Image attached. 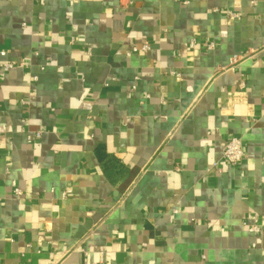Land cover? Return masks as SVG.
<instances>
[{
    "label": "crops",
    "instance_id": "obj_1",
    "mask_svg": "<svg viewBox=\"0 0 264 264\" xmlns=\"http://www.w3.org/2000/svg\"><path fill=\"white\" fill-rule=\"evenodd\" d=\"M122 2L0 0V264H264V0Z\"/></svg>",
    "mask_w": 264,
    "mask_h": 264
},
{
    "label": "built area",
    "instance_id": "obj_2",
    "mask_svg": "<svg viewBox=\"0 0 264 264\" xmlns=\"http://www.w3.org/2000/svg\"><path fill=\"white\" fill-rule=\"evenodd\" d=\"M77 1V0H72ZM124 6H129L132 4L133 0H122ZM188 3V2H185ZM194 42H192L193 44ZM150 49V43L144 42L140 46H133L131 50L127 53L128 55H131L134 52L143 51L146 52ZM1 54H5V52H1ZM6 70L14 68L16 66L13 62H4L1 64ZM20 66H24V63H20ZM37 136L40 134L37 133ZM245 154V143L243 138L239 136H231L228 138L225 142L224 150H223V159L238 165L243 160ZM14 193L16 195H22V191L19 188L14 189ZM71 193V190H64L61 193V196L63 198L67 197ZM244 225L247 227V229L251 232L260 233L262 230V226L260 223V219L257 215L252 214L248 217V219L245 220ZM93 264H102V261H96Z\"/></svg>",
    "mask_w": 264,
    "mask_h": 264
}]
</instances>
